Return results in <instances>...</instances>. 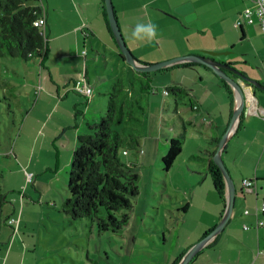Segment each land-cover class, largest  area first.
Masks as SVG:
<instances>
[{
  "label": "rangeland",
  "instance_id": "374dc122",
  "mask_svg": "<svg viewBox=\"0 0 264 264\" xmlns=\"http://www.w3.org/2000/svg\"><path fill=\"white\" fill-rule=\"evenodd\" d=\"M67 14L69 18L77 19L73 10H68ZM80 38L77 51L81 56L83 69L82 74H79L80 77L74 78L70 88L75 83L84 80V68H87L93 89V96L89 97L92 100L88 104V108L93 109L91 115L98 111L100 105H104L103 100L105 107L107 106L109 97L107 93L119 79L122 80L126 89L125 93L134 91L131 98L137 99L142 107L136 113L139 121L135 125L132 124L130 128L131 133L139 141V147L128 145L125 147L128 154L121 156L124 161L135 163V170L139 174V193L131 198V208L117 213L118 217L125 213L129 215L128 225L117 232L106 231L99 234L95 223L89 219L71 220L62 211L63 200L69 195L67 180L70 164L64 167L62 161L57 167L54 161V147L49 140L46 142L47 148L38 154V144L33 154L32 166L27 171L33 174V182H27L23 176L19 187L21 174H19L18 167L21 165V168L19 167L21 171L24 167L22 158L16 159L11 152H8L12 147L9 136L15 140L24 118H22L23 112L25 113V109L32 107L40 94L36 95L32 81L33 62L23 63L21 59L12 57L0 58V185L6 194L7 201L10 202L12 198L19 199L16 204L18 210L25 207L27 220L30 223L24 232L21 230L16 240L21 236L24 237L19 243L28 247L27 256L33 264H172L182 253L202 239L204 229L210 222V212L214 211V205L220 202L210 176L205 174L206 171H203L205 179L199 177L198 179L191 171H195L196 167L200 169L199 160L189 161L187 158L189 151L197 149L198 141L188 137L186 139L188 143L181 157L175 161L170 170H164L160 152L164 148L163 143L169 137L186 134L179 116L183 110L179 108L176 110L173 95L162 94L163 88L169 85V81L176 78L175 71L170 72L167 69L162 72L156 71L152 73L150 81H147L136 73H132L130 65L121 60L118 48L104 50L103 46L100 52H97L99 44L93 43L91 47L89 40L83 42V37ZM189 39L187 41H192L193 38ZM263 39L260 43L251 39H240L226 52H217L211 56L233 59V67L236 70L254 80H256L254 76L258 77L257 81L264 86V54L257 47L259 44L260 48H264ZM126 44L131 50L130 42L126 41ZM67 50L68 53L74 51L72 45H69ZM84 50H86L85 55ZM53 56L60 60L58 59L60 54L49 55L51 58ZM34 61L37 63L36 74L38 75L44 70L40 67L38 58ZM78 61L79 59L72 58L68 59L66 64L74 68V75L80 73V70L76 72L74 66ZM51 65L53 66L52 62ZM53 72L54 75H58L57 69ZM141 80L150 85V90L140 91ZM44 87L41 88L40 93L43 92ZM230 87L234 93L231 85ZM153 88L156 89V93H152ZM46 90L49 89H45L42 93L43 98H52L48 96ZM69 92L73 98H84L77 95L74 89ZM255 92L257 98H264V91L258 89ZM14 98L23 99L20 101V107L16 106ZM8 103L16 106L18 126L13 124L14 116L8 111ZM179 107H186L185 111H189V98L180 100ZM49 111L50 104L45 103L39 111V117L44 118ZM104 113L105 110L101 115L97 113V118L95 120L90 118L91 121H99ZM36 115L33 116L36 117ZM55 117L56 114L51 117L44 135L48 132ZM81 117L80 115L79 119ZM227 127L215 131V135L222 138ZM208 129L211 130L210 127ZM86 132V128L82 125L79 133ZM204 140L202 141L207 144L212 139ZM197 155L205 154L199 152ZM257 161V157L246 155L242 148H239L235 150V158L231 161V167L240 176L247 173L249 168L254 167ZM224 163L226 165L225 161ZM228 171L234 181L230 168ZM236 181L234 184H236L239 196V180ZM188 201L192 204L189 210L184 212L183 207ZM10 225L13 228L15 224ZM6 246H9V242Z\"/></svg>",
  "mask_w": 264,
  "mask_h": 264
},
{
  "label": "crops",
  "instance_id": "0c3cea01",
  "mask_svg": "<svg viewBox=\"0 0 264 264\" xmlns=\"http://www.w3.org/2000/svg\"><path fill=\"white\" fill-rule=\"evenodd\" d=\"M112 1L126 41L130 42V48L136 59L144 64L157 63L188 54L211 56V53L226 52L230 47L235 46L240 39H251L260 43V40L264 38L257 18L252 24L243 23L242 27L239 28L235 26L237 21L243 20L242 13L244 9L251 5L249 0ZM42 2L46 13L45 35L48 40L49 55L60 54L58 58L60 60H57L54 56L52 58L48 56L42 69L44 71L39 72L38 75L36 74L37 63L33 61L32 81L36 95H40L37 96L32 107L25 109V113L23 112L22 118H24L15 140L9 136L12 147L8 152H11L16 159L22 158L24 167L23 171L20 170L21 165H19L20 168L18 167L19 174H21L19 187L22 184L23 176L25 177V173L32 166L33 154H35L38 144L37 150L40 154L41 151L47 148L46 142L49 140V143L53 144L54 147V161L57 163V167L61 165L62 161L65 167L71 162L77 144V136L80 134L83 123L86 120L91 121L90 118L95 120L97 113L101 115L104 111V100V105H100L98 111L91 115L93 109L88 108V104L92 98L87 100L84 96L76 93L84 97L78 99L69 94V91H71L70 84L74 82V78L80 77L79 74H82L83 69L81 56L77 51L80 37H83V42L89 40L91 47L93 43L99 44L97 52H100L99 50L103 46L104 50L117 48L115 38L106 23L104 0H42ZM68 10H73L77 19L69 18ZM148 21L158 26L157 38L150 42L134 41L131 38V29L138 22L146 23ZM184 37H186L185 40ZM189 38H193L192 41H187L190 40ZM95 40H99V42H95ZM69 45H72L74 49L71 53H68L67 50ZM257 47L264 54V48H260L259 44ZM72 58L79 59L74 64L76 72L80 70L77 75L73 74L75 70L70 64L66 66L68 59ZM215 59L233 66V59L231 58ZM47 62L49 64L46 65ZM182 63L185 62L177 64ZM177 64L167 67H170L167 70L170 72L175 71L176 74V78L169 81L167 87L176 86L186 91L188 95L185 98L190 100V110L187 112L185 111L187 110L186 107H179V102H175L176 110H178L177 108L183 110L179 116L183 122L182 128L183 130L185 128L184 131L186 132L182 152L178 158L181 157L186 143H188L186 140L188 137L198 141L197 149L189 151L187 158L189 161H200L198 163L200 169L196 167L195 171H191L197 178L205 179L206 172L203 174V171H207L210 161L209 154L206 153L200 159H194L192 156L198 154L201 149L216 150L217 143L208 141L205 144L202 140L205 139L204 141H206L207 138L220 139L215 135V131L228 126L236 105V97L233 91L230 92L224 86L220 77L213 70L202 65ZM54 69H57L58 75H54ZM63 71L64 73H62ZM83 74L91 82L87 68H84ZM229 74L239 79L237 75ZM253 78L259 80L258 77L254 76ZM40 85L45 86L43 92L45 89H49L46 90V93L52 98H43V92L40 93L42 88ZM37 88L39 89L38 92ZM63 88L65 89L61 91ZM257 99L259 105L264 107V98ZM14 100L16 106L20 107V101L23 99L14 98ZM45 103L50 104V111L47 113L48 116L46 114L44 118H40L39 111ZM12 106L14 108L13 124L18 126L16 106ZM55 114L56 117L52 120L53 122L46 133L48 138L44 135V131L51 121V117ZM33 115H36V117ZM80 115L82 116L81 119H79ZM186 124H188V127H186ZM172 137H169V139ZM169 139H166L163 143L164 148L160 151L162 157L166 154L165 150L168 149ZM239 148H242L246 155H254L258 159L254 167L249 168L250 170L247 173L240 176L231 167V161L235 158V150ZM222 157L231 170L234 183L239 180V196L236 188L233 212L230 219L223 230L212 238L189 264H264V253H258V250L264 249V226L257 227V219L264 220V213L258 216L255 214L256 206H260L264 200V118L244 114L238 122L234 134L226 143ZM245 178H256L257 195L244 191L242 181ZM226 195L225 185V202ZM18 200V198H12L10 202L15 204L8 201L4 207L6 219L17 218L18 224L12 228L7 222L1 230L0 264H33L27 256L28 247H24L19 243V241H23L24 237L21 236L16 240L21 230L24 232L27 225L30 224L27 220L25 207L18 210L16 205ZM187 203L189 205L188 211L192 203L191 201ZM225 208L221 199L219 204L214 205V211L210 212V222L204 229L203 237L220 222L221 214H224ZM245 210H249V214H245ZM245 225H248L249 228L245 229ZM7 242H9V246H6Z\"/></svg>",
  "mask_w": 264,
  "mask_h": 264
},
{
  "label": "trees",
  "instance_id": "16d2710c",
  "mask_svg": "<svg viewBox=\"0 0 264 264\" xmlns=\"http://www.w3.org/2000/svg\"><path fill=\"white\" fill-rule=\"evenodd\" d=\"M35 1H39V4L33 3ZM41 3L43 4L42 0H0V58H18L24 63L33 62L35 58H38L40 67H44L49 56L46 28L42 31L40 27L34 25V21L43 13ZM105 18L110 29L106 12ZM116 46L119 49L117 44ZM120 57L125 62L121 54ZM177 65H202L209 68L196 62ZM169 68L157 71L162 72ZM131 70L132 73L135 72L147 81H150L152 73L156 72H136L132 68ZM84 79L90 85L88 77L85 76ZM220 79L224 86L232 92L230 85L222 78ZM166 89L168 95H174L175 102L184 100L188 95L186 91L176 86L166 87ZM145 90H150V86L141 80L140 91ZM152 90H154L152 93L156 92V89ZM125 92L122 80H117L112 85L111 91L107 93L109 97L107 106L104 108V115L100 117L99 121L86 120L83 123L87 132L77 136V144L68 172L67 190L69 195L62 204V211L71 220L89 219L95 223L99 234L106 231L117 232L128 225L129 215L125 213L118 217L117 213L123 209L131 208V198L139 193V174L135 170V163L124 161L121 156L128 154L125 150L126 146L139 147V141L131 133L130 128L132 124L135 125L139 121L136 113L142 107L137 99L131 98L134 91ZM7 107L8 111L13 114L12 104L8 103ZM243 116L244 113L241 118ZM185 136L184 133L169 139L167 152L162 157L165 171L170 170L182 152ZM218 141L215 138L211 140L215 143ZM215 152L216 150L206 149L200 151V153L209 154L210 161L206 174L210 176L215 191L226 207L225 182L218 166L212 160ZM201 157L197 154L192 156L194 159ZM7 202L6 194L0 185V231L9 219L4 216V207ZM188 206V203L184 205V212L187 211ZM221 215L222 219L223 214ZM184 254L185 252L172 264H177Z\"/></svg>",
  "mask_w": 264,
  "mask_h": 264
},
{
  "label": "water",
  "instance_id": "95a60500",
  "mask_svg": "<svg viewBox=\"0 0 264 264\" xmlns=\"http://www.w3.org/2000/svg\"><path fill=\"white\" fill-rule=\"evenodd\" d=\"M104 1L108 16L109 26L115 38L116 44L120 49V54L123 56L125 62L129 64L134 71L154 72L162 68H166L168 66L181 62H196L211 68L220 78H222L228 84H230L236 96L235 111L232 113L228 127L223 137L219 139L217 143L216 152L212 156V160L218 166L226 185V191H227L226 208L220 222L210 232H208L204 237H202V239H200L190 249H188L185 252V254L182 256L180 261L177 263V264H189L190 261L196 256V254L202 248H204L212 238H214L223 230V228L225 227L226 223L228 222V220L232 215L234 199L236 195V187L234 181L230 176L228 168L224 163L222 152L226 143L234 134V131L236 130V126L241 119V115L244 112L245 103H246L245 90L248 87H251L252 89H254V92L257 89L264 91V86L257 80L251 79L250 77L246 76L244 73L236 70L231 64H226L217 61L213 56L188 54L152 64H144L140 62L139 60L136 59V57L133 55V53L126 44L120 25L118 23V19L115 14L113 1L112 0H104ZM211 54H215V53H211ZM229 73H233L234 75H237L239 79L234 78Z\"/></svg>",
  "mask_w": 264,
  "mask_h": 264
},
{
  "label": "built area",
  "instance_id": "2783aa9c",
  "mask_svg": "<svg viewBox=\"0 0 264 264\" xmlns=\"http://www.w3.org/2000/svg\"><path fill=\"white\" fill-rule=\"evenodd\" d=\"M251 5L247 6L243 13V20H239L235 23L236 27H242L243 22L247 24H252L257 18L260 28L264 34V0H249ZM42 4V3H41ZM42 15L34 21V25L37 27H40L42 31L46 28V16H45V8L42 4ZM83 54H86V50L83 51ZM73 89L78 93L88 98L90 96H93V89L88 84V82L84 79L82 82H77L74 84ZM155 89V88H154ZM154 91V90H152ZM163 94L168 95V91L166 88H163ZM245 108H244V114L246 115H256L261 116L264 118V107L259 105L258 99L256 97V92H254V89L251 87H248L245 90ZM33 174L26 172L25 178L27 182H33ZM243 189L246 193H251L257 195L258 193V186H257V180L256 178H245L242 181ZM261 213H264V200L261 203L260 206H256L255 208V214L256 216L260 215ZM245 214H249V210H245ZM257 227L258 226H264V220L263 219H257ZM9 224H18V219L11 217L8 219ZM245 229H248L249 226L245 225ZM258 253H264V249L258 250Z\"/></svg>",
  "mask_w": 264,
  "mask_h": 264
},
{
  "label": "clouds",
  "instance_id": "9594fccd",
  "mask_svg": "<svg viewBox=\"0 0 264 264\" xmlns=\"http://www.w3.org/2000/svg\"><path fill=\"white\" fill-rule=\"evenodd\" d=\"M158 26L151 22H138L131 29V38L134 41L145 42L152 41L157 38Z\"/></svg>",
  "mask_w": 264,
  "mask_h": 264
}]
</instances>
